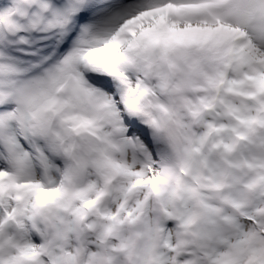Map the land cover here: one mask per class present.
I'll return each mask as SVG.
<instances>
[{"label": "snow or ice", "instance_id": "snow-or-ice-1", "mask_svg": "<svg viewBox=\"0 0 264 264\" xmlns=\"http://www.w3.org/2000/svg\"><path fill=\"white\" fill-rule=\"evenodd\" d=\"M0 264H264V0H0Z\"/></svg>", "mask_w": 264, "mask_h": 264}]
</instances>
